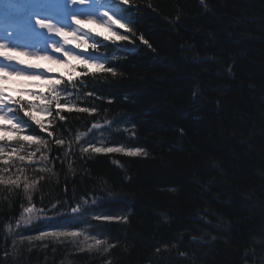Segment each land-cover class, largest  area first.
Returning a JSON list of instances; mask_svg holds the SVG:
<instances>
[{
    "label": "trees",
    "instance_id": "obj_1",
    "mask_svg": "<svg viewBox=\"0 0 264 264\" xmlns=\"http://www.w3.org/2000/svg\"><path fill=\"white\" fill-rule=\"evenodd\" d=\"M113 2L131 43L96 35L103 46L93 50L115 75L73 68L62 82L78 76L82 97L69 99L72 109L51 100L46 115L20 93L12 96L22 102L13 105L15 117L44 142L20 139V132L14 164L0 157V264L264 257V0ZM130 48L134 55L115 60ZM71 86L55 91L62 98ZM123 110L130 114L124 123L134 124L111 142L140 147L146 157L97 154L90 145L96 126L117 124ZM20 213L39 223L28 229ZM71 232L78 235H61ZM97 238H107L109 250L90 249Z\"/></svg>",
    "mask_w": 264,
    "mask_h": 264
},
{
    "label": "rangeland",
    "instance_id": "obj_2",
    "mask_svg": "<svg viewBox=\"0 0 264 264\" xmlns=\"http://www.w3.org/2000/svg\"><path fill=\"white\" fill-rule=\"evenodd\" d=\"M95 1V0H90ZM104 8V7H103ZM107 12H109V18H103L105 11L96 7V4H91L89 0H85L84 4H73L71 0H0V22H7L11 20H17L21 18H27L30 27H33L39 30L43 35L48 39L45 43L42 44V49H28L21 44L25 38H28L33 41V38H36L33 31H30L26 28L23 23L18 22L16 26L13 25H3L0 26V36L1 34L8 35L7 39H0V43H5L8 45L7 49H0V53L8 52V54L15 55L17 53H23L19 56L20 60L25 61L24 65H28L31 63L32 65L38 66L39 64H48V73L52 75L57 74V69L60 67L65 68L68 66L67 61H62L63 58H66L63 53H56L53 48V41H64L63 37H59L54 31H50L46 28H42L35 23L36 19H44L47 22L53 25V29L55 28H65V30L69 33V39L71 40V34H75L76 36L83 35L85 31L79 28V25L74 23L73 17L79 18L82 16L84 25L93 26L96 30L99 31L103 36L111 37L113 39H117L116 32H111L113 29H117L114 24L124 23V20L121 17L120 12L109 6L104 8ZM88 11H92L88 12ZM45 14H51V16L55 17L51 19ZM101 16V17H100ZM119 21L120 23H117ZM111 25V28H110ZM126 25V24H125ZM127 26V25H126ZM85 40V39H84ZM86 41V40H85ZM64 49H74L77 51H81L80 47L77 48L72 46V43L63 45ZM43 50L50 52L54 58L53 59H44V54H40ZM40 51V52H39ZM4 56L0 55V67H4L11 71H20L22 74L15 75L8 73H0V76L6 77L4 79H0V87L4 86H16L21 84L20 86L23 89V95L30 106V108L38 113L46 115L49 111L50 100H45L42 96H34L33 92L40 93V90L46 92V95L49 97L54 96V92L51 90V84L58 82V79L51 78L43 74L39 71L38 68H25L22 64H15L12 61L3 60ZM50 60V61H49ZM71 60L81 66L88 65L90 68L99 69L98 65L95 63H87L85 64L84 58L78 59V56H71ZM87 60V59H86ZM20 87H7L5 88L6 97L15 96L17 93H22ZM33 102L36 107L33 108L28 102ZM46 105L47 111H39L37 110L41 106ZM0 115L7 116L9 119L7 121H0V124H3L4 130L0 131V136L6 137L4 140L12 141L17 135V132H13L10 130L11 123L20 124L18 118L15 117L12 107L0 106ZM11 122V123H10ZM100 134H93L94 137H98ZM24 136H29L24 134ZM108 138V136H107ZM4 140H0V143ZM27 141V140H26ZM105 142L103 136L99 137V142ZM90 143L94 147H101L97 145L95 140L90 139Z\"/></svg>",
    "mask_w": 264,
    "mask_h": 264
},
{
    "label": "snow or ice",
    "instance_id": "obj_3",
    "mask_svg": "<svg viewBox=\"0 0 264 264\" xmlns=\"http://www.w3.org/2000/svg\"><path fill=\"white\" fill-rule=\"evenodd\" d=\"M71 2L73 4H84L85 3V0H71ZM127 3H128V0H123L122 5H127ZM104 15L105 16H108V13L105 12ZM109 19H111V17H109ZM73 20H74V23L76 25H81L83 23L82 20H80L79 18H76V17H73ZM116 22L117 23H120L119 21H116ZM35 23L37 25H39L40 27H42V28H46V29H48L50 31H54L59 37H63L65 44H69V43H72V42L77 41V40H79L80 43H86V41H84L81 37L76 36L74 33L71 34V40H70L69 39V33L65 30V28L59 27V28L53 29V25L51 23L47 22V20H44V19H36L35 20ZM120 27L121 28H125L126 25L124 23H120ZM128 31L130 32L131 29L129 28ZM109 39H111V38H109ZM117 40L118 41H128L129 43H131L130 38H129L128 35H118L117 36ZM140 40L144 44H148L149 43L147 40L144 39V37L142 35L140 36ZM76 46H77V48H79L80 47V44H77ZM98 46H103V43L100 42V41H98L97 43L91 44L90 47L92 49H97ZM149 47H151L150 44H149ZM7 48H8V45L7 44L0 43V49H7ZM53 48H54V50H55L56 53H59V52L62 51V49L59 48V47H56L55 44L53 45ZM22 54L23 53H17L15 55H11V54H8V52L0 53V55L4 56L7 61H17L20 64H24L25 61L19 59V56L22 55ZM72 55H73V52L72 51H65L64 52V56L70 57ZM43 58L44 59H52L51 56H44ZM84 63L85 64H87V63H95V64L98 65L99 69L103 70L104 72L111 73L113 75H115V73H116V69L115 68H113V67H106L103 63H100L99 60L93 59L92 57H89V59L85 60ZM28 67H38V66L29 65ZM86 71L87 70L85 69V72ZM0 73H8L9 75H11V74H15V75L22 74L20 71H11V72H9L8 69H6L4 67H0ZM4 78H6V77L0 76V79H4ZM50 87H51V90L54 92L55 91V88H56V85H51ZM32 95H34V96H42L45 100H50V99H55L56 98L55 96L49 97V96H47V95H45L43 93H38V92H33ZM111 99H114V98H111ZM111 99L109 100V102H111ZM6 101L13 102V103H22L21 101L15 100L13 97H6L3 87H0V106H3ZM28 103L30 105H32L33 108L36 107V105L33 102L29 101ZM57 107L58 108L61 107L59 105V102H57ZM37 110H39V111H45L46 112L48 109H47V106L46 105H43L40 108H38ZM80 111L89 112L90 109L87 108V107H85V108L80 109ZM91 111L94 112L96 110L95 109H91ZM27 115L29 117H32V112L31 111H28L27 112ZM32 118L35 119L34 117H32ZM8 119L9 118L7 116L0 115V121H7ZM60 119L61 120H64V117L61 116ZM35 123L37 125H39V127H40L41 130H43L44 132H48L49 135H52V133L49 131V129L48 128H45L44 124L41 123V121L36 120ZM4 127L5 126L3 124H0V131H3L4 130ZM10 130L13 131V132H17L18 133V132L22 131L23 129L21 128L20 124L11 123ZM130 138H135V133H133L132 137H130ZM4 139H6V137L0 136V140H4ZM20 139L27 140L30 143L34 141L37 144L44 142V141H41L39 139H36L33 136H24V137H21ZM56 143L57 144H60V145H63L64 144V140L63 139H58L56 141ZM85 151H87V149H85ZM94 151L97 154L124 153L127 156H129V157H137V156H140V155H144L145 157L147 156V152L144 149L140 148V147H134V148H128V149H125L122 146H115V147L110 146V147H106V148L96 147V148H94ZM3 155H4V149L3 148H0V157H2ZM33 155H35V153H33ZM19 159L20 160H24L25 157L24 156H20ZM73 211H75V209H73ZM97 219H103L105 221H109V220H115V219H119V218L113 217V216H102L101 217V216L98 215L97 216ZM53 235H55V233H53ZM61 235L76 236V235H78V233H76V232L61 233ZM101 243H102L101 240H97L96 241V244L97 245H100Z\"/></svg>",
    "mask_w": 264,
    "mask_h": 264
},
{
    "label": "bare ground",
    "instance_id": "obj_4",
    "mask_svg": "<svg viewBox=\"0 0 264 264\" xmlns=\"http://www.w3.org/2000/svg\"><path fill=\"white\" fill-rule=\"evenodd\" d=\"M132 50L134 51V49H131L130 48V49H127L125 52L120 53L115 58V60H117V62H118V61H121L119 59H122L123 56H124V59H125V58H127V57H129L131 55H134L136 52H133V53H130L129 54V52H131ZM91 57L93 59H97L100 62H103L104 63V61L100 58V55L97 54V53H94ZM107 62L109 63V60ZM107 62L104 63L105 66H106ZM85 69L87 70L86 72H85ZM80 70H81V74H83V75H88V73H89L90 70H92L93 72H98L99 75H101L98 78L104 77V75H102V74L105 73L101 69H96L95 70L93 68H90L88 65L81 66L80 67ZM64 76H65V79H68V80H71L72 79L71 77H69V75L67 73H64ZM59 83L60 84L68 83V84H72L73 85L68 90H66V93L64 94V96H62V98L60 97V101L62 103V105H60L61 106L60 108H65V107L72 106L73 105L72 102L71 103H68L69 102V99H72V100L77 101V100H79L82 97L81 93L79 91H77V90L79 88L85 86V85H84V82L83 81H81L80 79H78V76H75L74 79L72 81H70V82L63 81V82H57L56 84H59ZM56 84H54V85H56ZM124 98H126V96ZM62 99H63V101H62ZM82 100H86V99L83 98V99H81V101ZM125 102H128V100H126ZM49 107H50V104H49ZM112 111L114 112L115 109H112ZM117 114H119L118 115V119H117V124L112 125V126L111 125H99V126H96V128H95L96 130L95 131L97 133L100 132L99 136L98 137H94L92 135V137H90V139L95 140V142L97 143V145H100L101 146L100 148H106V147H110V146H113V147H115V146H122L125 149L134 148V147H128V146L120 145V144H118L117 142H114V141L111 142L112 141L111 135L113 136V133L114 132H115V134H117V133L127 134V132L129 133V128H131V126H127V125L134 124L133 123V120H130L129 121L130 123H124V120H126V119H128L130 117V114L128 113V111H126V110L118 111ZM19 122L21 123V121H19ZM21 125H22V123H21ZM21 128L23 129L22 131H20L21 132V137H23L24 134H27L29 136H32L31 134L27 133V129L23 125H22ZM19 133H18V135H19ZM97 133H95V134H97ZM101 135L103 136L105 142L102 141V142H99L98 143L99 137ZM17 136L12 141L4 140V141H2L0 143V148H3L4 149V155H3V158L1 159V161L4 162V163H8V166L14 164L13 162H10L9 157L14 153V150H16L17 146H19V143L17 141ZM107 136H108V138H107ZM33 137H35V136H33ZM89 140H88V142H89ZM90 145L93 146L91 143H90ZM96 147H94V148H96ZM142 156H144V155H142ZM19 215H20V217H23L22 218L23 221H24L23 222V225H25L28 229H31V228L37 226V224L39 223V221H38L37 218H34V217L33 218H28L26 216H23V213H20ZM88 223H89V221H86V222H84V225H88ZM29 234H30V232H26V235H29ZM66 239L67 240H70L71 238H66ZM97 240H101V238H97L95 240L93 239L92 242L88 244V247L90 249L95 248V249H103V250L104 249H107V250H109V242H108L107 238H105L106 241L101 240L102 243L100 245H97L96 244V241ZM252 253H254V252H252ZM254 255H256V253H254ZM249 257H252V255H250ZM259 257L260 258L256 257V259H253L252 258L251 261H246L243 264H264V257H262V256H259ZM260 260H262V261L261 262H258Z\"/></svg>",
    "mask_w": 264,
    "mask_h": 264
}]
</instances>
